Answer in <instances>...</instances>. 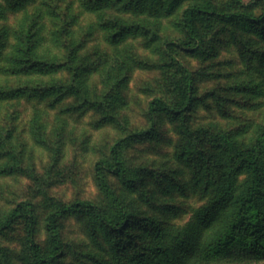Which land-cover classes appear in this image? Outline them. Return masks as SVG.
<instances>
[{
    "label": "rangeland",
    "instance_id": "rangeland-1",
    "mask_svg": "<svg viewBox=\"0 0 264 264\" xmlns=\"http://www.w3.org/2000/svg\"><path fill=\"white\" fill-rule=\"evenodd\" d=\"M193 4L229 9L235 0H179L175 7L171 0H0V223L31 201L46 253L52 241L45 219L55 207L92 200L114 211L95 166L117 140L150 126L153 98L182 100L185 79L163 43L184 39L181 14ZM196 27L213 49L174 50L196 78L187 124L232 134L249 147L264 128V41L223 20L199 19ZM186 126L159 110L155 132L122 151L140 179L129 184L106 173L131 211L176 234L192 225L201 230L196 214L220 196L222 184L214 168L181 156ZM247 177L237 176L236 190ZM58 223L67 244L63 264H121L92 213ZM0 258L31 264L26 220L0 235ZM203 264H264V252L228 250Z\"/></svg>",
    "mask_w": 264,
    "mask_h": 264
},
{
    "label": "trees",
    "instance_id": "trees-1",
    "mask_svg": "<svg viewBox=\"0 0 264 264\" xmlns=\"http://www.w3.org/2000/svg\"><path fill=\"white\" fill-rule=\"evenodd\" d=\"M178 1L171 0L172 6L175 7ZM199 19L231 22L250 33H256L264 41V0L261 3L260 0L249 3L235 0V7L229 9L196 4L186 7L180 18L184 39L166 40L163 43L164 53L184 76L182 100L169 101L162 96L153 98L147 109L150 126L132 131L117 140L110 149L109 158L95 166V176L102 190L111 198L114 211H108L92 200H75L55 207L45 219V227L52 241L46 253L36 240L35 212L31 201L19 202L0 223L2 235L19 219L26 220V242L31 264H63L67 244L58 222L78 212L92 213L121 264H203L220 258L228 250H243L251 256L264 252V128L248 147L237 142L232 134L220 130H191L186 121L196 105V78L174 50L208 54L213 49L196 27ZM28 37L32 38V33ZM258 54L264 56V52ZM159 110L182 118L187 125V143L181 156L188 155L196 163H206L211 170L214 168L212 173L222 183L220 196L196 214L200 231L192 225L188 231L182 230L176 234L177 230L162 221L138 216L129 209L107 178L108 172L122 177L129 184L134 182L133 177L140 179L136 171L126 164L122 151L126 145L155 132ZM242 172L248 177L242 189L236 190L235 180ZM137 226L139 229L134 230ZM0 264H3L1 258Z\"/></svg>",
    "mask_w": 264,
    "mask_h": 264
}]
</instances>
